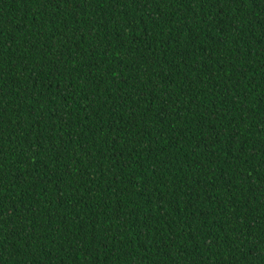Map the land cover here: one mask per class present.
Returning <instances> with one entry per match:
<instances>
[{"label": "trees", "instance_id": "obj_1", "mask_svg": "<svg viewBox=\"0 0 264 264\" xmlns=\"http://www.w3.org/2000/svg\"><path fill=\"white\" fill-rule=\"evenodd\" d=\"M0 264H264V0H0Z\"/></svg>", "mask_w": 264, "mask_h": 264}, {"label": "snow or ice", "instance_id": "obj_2", "mask_svg": "<svg viewBox=\"0 0 264 264\" xmlns=\"http://www.w3.org/2000/svg\"><path fill=\"white\" fill-rule=\"evenodd\" d=\"M229 2H231V0H229ZM240 2H241V0H240ZM242 2H243V3H245V2H246V0H242Z\"/></svg>", "mask_w": 264, "mask_h": 264}]
</instances>
